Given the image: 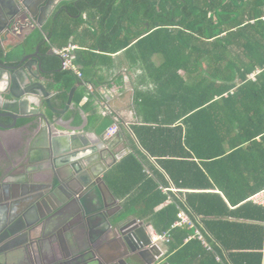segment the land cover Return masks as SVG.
Wrapping results in <instances>:
<instances>
[{
  "label": "trees",
  "instance_id": "16d2710c",
  "mask_svg": "<svg viewBox=\"0 0 264 264\" xmlns=\"http://www.w3.org/2000/svg\"><path fill=\"white\" fill-rule=\"evenodd\" d=\"M68 9L79 18L55 24L52 47L87 24L93 49L134 52L153 84L135 98L142 123L131 129L143 150L105 175L123 215L163 233L177 205L188 212L212 250L194 228L176 227L169 264H264V207L248 200L264 189V0H73ZM50 65L59 71L60 57ZM59 72L67 94L77 77ZM171 184L185 191L164 192Z\"/></svg>",
  "mask_w": 264,
  "mask_h": 264
},
{
  "label": "water",
  "instance_id": "95a60500",
  "mask_svg": "<svg viewBox=\"0 0 264 264\" xmlns=\"http://www.w3.org/2000/svg\"><path fill=\"white\" fill-rule=\"evenodd\" d=\"M51 2L36 1L32 9L26 0H0V117L8 118V124L0 122V132L16 129L19 121L25 120V126L38 130L32 147L38 149L35 154H41L37 160L30 158L33 152L28 153L31 166L26 170L22 187L28 207L14 210L13 205L21 195L10 194L11 212L3 241L15 242L10 249H22L27 264H96L102 257L100 248L119 244L115 241L119 234L120 246L126 251L119 264H129L127 258L132 262L156 264L164 251L152 243L150 224L123 213L110 215L106 220L115 239L110 238L109 231L96 234L93 230L92 223L104 214L103 207L92 210L86 207V197L93 203L105 200L102 192L118 202L103 175L128 153L127 145L123 143V150H116L119 143L111 139L90 144L78 142L69 133L55 136L54 127L59 124L53 114L58 111L51 103L52 92L44 83L54 72L50 68L54 54L41 50L50 39L38 43L32 53L16 55L36 38L37 30L43 33L42 17ZM13 42L17 44L9 48ZM83 85L84 82H77L72 87L66 107L71 105L77 88ZM117 139L121 141L120 135ZM71 204H76L75 209H68ZM48 206L55 212L41 214ZM82 223L86 233L80 238L77 233ZM48 255L53 258L51 262L45 261Z\"/></svg>",
  "mask_w": 264,
  "mask_h": 264
},
{
  "label": "crops",
  "instance_id": "0c3cea01",
  "mask_svg": "<svg viewBox=\"0 0 264 264\" xmlns=\"http://www.w3.org/2000/svg\"><path fill=\"white\" fill-rule=\"evenodd\" d=\"M26 1L28 5L34 9L36 1L41 0ZM72 1L73 0H53L42 17L45 23L43 26V33L37 30L36 38L30 40L28 44L25 45L24 51L20 49V52L16 55L22 56L34 52L36 45L43 40L50 39L49 43L41 46L42 52H46L44 50L46 46L51 45L52 47V41L54 38L52 28L55 24L60 21L61 23L70 22V24L73 25L75 22L74 20L79 18L70 12L69 14H66V11L64 12L65 14L60 16L59 8L62 6L69 8ZM86 17L87 14L84 13L83 18L85 19ZM91 29L93 28L87 24L81 25L70 37V41L72 42L69 43H75L78 46V49L75 52V59L76 54L80 53L83 56L82 59L85 64L83 65L79 63L76 59V62L81 67L84 78L83 80L77 78L74 85H76L77 82H84V85L77 88L71 105L66 107L70 91L67 94L65 93V80L64 78H58V74L60 73L59 71L61 70L52 72V75L48 76L50 80L44 82L47 90L52 92L50 97L51 103L54 109L58 111V114H53L59 124L54 127V135L57 136L69 133L68 135H75V138L73 139L78 142L90 144H98L104 140L111 139L114 143H119L115 147L116 150H123V143H125L128 147V153L133 152L135 147L142 149L131 129L132 125L142 123V118L138 112L140 108L136 106L135 98L140 91L151 89L153 87L152 81L150 78L146 77L145 71L141 68L139 61L135 58L134 52L126 53L125 50H122L115 54H111L110 57H106L104 56V52L97 47H95L96 49H93L96 42L95 38L91 35ZM59 42L61 41L59 40ZM16 44V42H13L9 48L15 46ZM48 51H51V48ZM12 54L13 53L10 52V55ZM95 54H98V57H96ZM155 60L157 64L161 61L160 59ZM86 83L87 85L89 84L92 86L91 90L87 88ZM25 122V120H20L16 129L8 130V132H1V135L8 133V146L7 144L1 143L0 147V151L1 148H3V151L5 149L8 150V199L10 194L21 195L18 200H16V204L13 205L14 210H24L28 207L24 198L25 196L22 194V187L24 184L23 180L25 178L26 170L31 166L28 162V153L30 151L33 152L30 158H35L37 160L41 156L40 153L35 154L38 149L32 147L33 137L38 133V130L25 126ZM116 122L119 127L118 132L115 135L108 136V129ZM117 135H120L121 141L117 139ZM120 160H118V162ZM150 161H152V164L157 165L153 159ZM6 163L7 162H4V160H0V222L3 221V219L5 220L7 216L9 218V214L11 212L10 205H12L10 204V201L6 204L8 199L7 197L4 198L5 195L1 187L3 186L1 184L4 178L3 172L6 171ZM110 169H108L107 172ZM145 170L150 174V170L148 168L145 167ZM40 173H43V171ZM106 173L103 175L104 179ZM39 177L41 178V176ZM43 177L45 178L47 175L44 174ZM107 185L110 188L108 183ZM170 187H174V185L171 184ZM163 188L168 187L163 186L162 189ZM110 190L114 197L118 200V203L121 204L123 210V200L118 198L111 188ZM180 191L184 192L185 190ZM180 199L184 200V197ZM102 202L103 201L97 200L95 203L102 204ZM166 203H170L169 199ZM254 204L264 207V204ZM128 216L142 220L133 214ZM142 221L150 224L149 229H153L150 222L145 219ZM103 224V217L97 218L92 223L94 227L100 228L103 227ZM78 227V237L82 238L86 233V229L83 223ZM110 249V247L105 246L102 250L106 256H112L111 254H113V252ZM161 249L164 251L165 255L168 246L166 245L161 247ZM47 257L49 258L48 262H51L53 259L51 258V255H48ZM22 259H24V252L22 249L11 250L7 254H0V264H25L22 262Z\"/></svg>",
  "mask_w": 264,
  "mask_h": 264
},
{
  "label": "flooded vegetation",
  "instance_id": "af4514ba",
  "mask_svg": "<svg viewBox=\"0 0 264 264\" xmlns=\"http://www.w3.org/2000/svg\"><path fill=\"white\" fill-rule=\"evenodd\" d=\"M75 7H76L75 9L77 10V8L79 7L78 4H75ZM59 9H60V13L65 12V11L68 12V10H69L66 6L65 7L62 6ZM7 49H8V46H7ZM0 122L8 124V118L0 117ZM5 131L8 132V130H5ZM1 143L7 144V146H8V133L1 135V132H0V147H1ZM7 151L8 150H6V149L3 151V148H1L0 160L1 161L4 160V162H7L6 163L7 164L6 165V171L3 172L4 178H3V181L1 184L3 186H1V187H2L4 195H5L4 198L7 197V199H8V154H7L8 152ZM102 193L105 196V200H103L102 204L90 202L91 200L89 201L86 197L85 198L86 199V207L88 210H92V209L97 208V207H103L104 214H100L99 216H97V218L103 217V220H104L103 227H101V228L100 227H94L93 230L96 232V234H98L101 230H105V233L109 231L108 237L115 239V233L113 232L112 228L108 225L106 218H109L110 215L111 216L112 215H115V216L121 215L123 213L122 207H121V204H119L118 202H115L107 193H104V192H102ZM6 202H7L6 204H8V200ZM53 207H57V206L55 204H53ZM75 207H76V204H71V207L68 209L72 210V209H75ZM49 211L51 212V214H53L55 212V210H53L52 208H50L48 206V207H46L45 210L42 209L41 214H46V212H49ZM7 218H8V216L6 217L5 220L3 219V221L0 222V254H7L9 251L15 250V249H10L11 246L16 244L15 242H9L8 243V240L3 241V238L6 237V235H7V233L5 232L6 231L5 230L6 229L5 224H6ZM2 232L5 234L1 235ZM116 239L117 240H115V241L119 244L115 245L113 248L110 249L113 252V254H111L112 256H108V255L106 256V254L103 252L102 248H100V253H101L102 257L99 258V260H98V262H96V264H119V261L122 259L121 256H124L126 254V251L123 248H121V246H120V243H122V240H121V236L119 234L117 235ZM45 261L48 262L49 258L46 257ZM127 261L129 264H145L144 262L142 263L139 260H138V262H132L131 259H129V258H127ZM22 262L27 264L25 259H22ZM163 262H164V260H163V256H162L161 258H158L156 264H162Z\"/></svg>",
  "mask_w": 264,
  "mask_h": 264
},
{
  "label": "built area",
  "instance_id": "2783aa9c",
  "mask_svg": "<svg viewBox=\"0 0 264 264\" xmlns=\"http://www.w3.org/2000/svg\"><path fill=\"white\" fill-rule=\"evenodd\" d=\"M77 49H78L77 44L68 43L67 45L62 46V47L53 46L51 48V52L54 55L61 58V64H62L63 70H68L74 73L78 79L83 80L84 78L83 72L81 70L80 65L76 62V59H75V52L77 51ZM250 77L254 79L255 73L250 75ZM86 86L88 89L90 90L92 89V86L89 84L87 85V83H86ZM118 129H119L118 123L116 122L108 129L107 135L108 136L115 135L118 132ZM163 190L166 192L170 190L175 193L180 191L179 189H176L175 187L163 188ZM249 200H252L254 203L263 205L264 204V189L260 191L259 193H256L253 196H251ZM171 201H172V198L169 197V202ZM181 201L184 202L183 199H181ZM177 206L179 209L178 219L173 223V225L171 226V229H174L176 227H184V226H189L191 228H194V236L192 237H196L202 242V244L207 249L212 250V246L207 242L204 234L197 227L196 221H194V219L188 214V212L184 208H182L179 205ZM196 219L198 222V218ZM171 229L163 233H158L154 229L148 228L152 243L157 244L160 248L168 245L172 240ZM192 237L185 239V241L187 242ZM216 260L221 261L219 256H216Z\"/></svg>",
  "mask_w": 264,
  "mask_h": 264
},
{
  "label": "rangeland",
  "instance_id": "374dc122",
  "mask_svg": "<svg viewBox=\"0 0 264 264\" xmlns=\"http://www.w3.org/2000/svg\"><path fill=\"white\" fill-rule=\"evenodd\" d=\"M158 59H161V57H158Z\"/></svg>",
  "mask_w": 264,
  "mask_h": 264
}]
</instances>
